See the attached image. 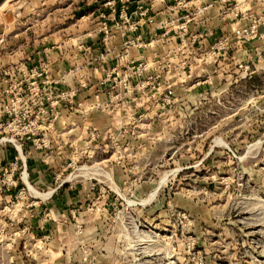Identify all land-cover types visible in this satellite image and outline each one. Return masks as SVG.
Instances as JSON below:
<instances>
[{
    "label": "rangeland",
    "instance_id": "obj_1",
    "mask_svg": "<svg viewBox=\"0 0 264 264\" xmlns=\"http://www.w3.org/2000/svg\"><path fill=\"white\" fill-rule=\"evenodd\" d=\"M0 264H264V0H0Z\"/></svg>",
    "mask_w": 264,
    "mask_h": 264
}]
</instances>
